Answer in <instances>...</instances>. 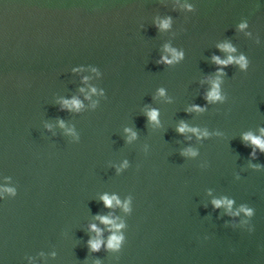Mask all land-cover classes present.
Listing matches in <instances>:
<instances>
[{"label":"water","instance_id":"water-1","mask_svg":"<svg viewBox=\"0 0 264 264\" xmlns=\"http://www.w3.org/2000/svg\"><path fill=\"white\" fill-rule=\"evenodd\" d=\"M247 135L264 0H0V264H264Z\"/></svg>","mask_w":264,"mask_h":264},{"label":"clouds","instance_id":"clouds-1","mask_svg":"<svg viewBox=\"0 0 264 264\" xmlns=\"http://www.w3.org/2000/svg\"><path fill=\"white\" fill-rule=\"evenodd\" d=\"M160 27L162 29H167L169 27V22L168 21H164ZM241 27H245V25H241ZM169 51L172 52V55H173V58L174 59H178V55L175 53L174 50H171V49H168ZM224 50L225 51H234V49H232L230 46H224ZM215 59V62L217 64H222V65H227L229 63L232 62V57L230 56L228 61H221L218 57L217 58H214ZM164 61L166 63H169L171 64L173 61L171 60H168L166 57L164 58ZM237 63H239L241 65V67H245L246 64H245V61H244V58L241 57L239 61H237ZM161 95H163V90H161ZM207 99L211 102V101H217V100H220L222 99L221 96H220V93H219V81H216L213 83V86H212V91L208 94V97ZM73 104L79 108L80 105H79V102L78 101H73ZM199 110V109H197ZM149 116H150V119L152 121H157V116H158V113L154 110L152 111L151 113H149ZM196 131L195 129H187L186 127H181L179 129V131L181 133L185 132V131ZM245 141H250L253 145H255L256 147L260 148L261 151H264V139H261V138H258V137H254L252 135H247L244 137ZM193 155H195V153H193ZM8 191H11V189H8ZM103 200H104V203L106 206L108 207H112L113 206V201H115L116 204H119L120 202L118 200H116L115 197H112V198H109L107 196L103 197ZM216 207H220L222 202L220 201H215L214 202ZM224 203H227L229 208L231 207V202H224ZM125 209L127 210V206H125ZM242 211H247L245 209H242ZM248 215H251V212H248L247 213ZM101 222L106 224V225H111L113 228H116L117 230L120 228V227H123V225H116L115 224V221L107 218V217H101ZM93 230L94 231H99L98 229H96V226L93 225L92 226ZM122 240V237H118L116 235H113L111 238H110V241H109V248H118L119 245H120V242ZM101 243L100 241H90V245H91V248L92 250L94 251H98L100 249V246H101Z\"/></svg>","mask_w":264,"mask_h":264}]
</instances>
